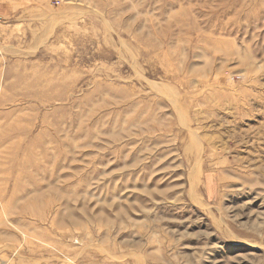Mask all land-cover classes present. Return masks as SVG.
I'll list each match as a JSON object with an SVG mask.
<instances>
[{
	"label": "rangeland",
	"instance_id": "374dc122",
	"mask_svg": "<svg viewBox=\"0 0 264 264\" xmlns=\"http://www.w3.org/2000/svg\"><path fill=\"white\" fill-rule=\"evenodd\" d=\"M1 264H264V0H0Z\"/></svg>",
	"mask_w": 264,
	"mask_h": 264
},
{
	"label": "built area",
	"instance_id": "2783aa9c",
	"mask_svg": "<svg viewBox=\"0 0 264 264\" xmlns=\"http://www.w3.org/2000/svg\"><path fill=\"white\" fill-rule=\"evenodd\" d=\"M1 264V263H0Z\"/></svg>",
	"mask_w": 264,
	"mask_h": 264
}]
</instances>
